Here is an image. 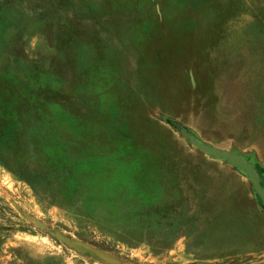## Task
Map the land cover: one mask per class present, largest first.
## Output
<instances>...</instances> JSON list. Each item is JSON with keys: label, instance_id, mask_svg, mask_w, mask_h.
Segmentation results:
<instances>
[{"label": "rangeland", "instance_id": "1", "mask_svg": "<svg viewBox=\"0 0 264 264\" xmlns=\"http://www.w3.org/2000/svg\"><path fill=\"white\" fill-rule=\"evenodd\" d=\"M0 264H264V0H0Z\"/></svg>", "mask_w": 264, "mask_h": 264}, {"label": "water", "instance_id": "2", "mask_svg": "<svg viewBox=\"0 0 264 264\" xmlns=\"http://www.w3.org/2000/svg\"><path fill=\"white\" fill-rule=\"evenodd\" d=\"M188 138H189L190 142L195 147H197L199 150H201V151H203V152H205L207 154H210V155L219 157L221 159H227L230 162L236 164L241 170H243L248 175V177L254 183V185L256 186V188L259 191H262V189L259 187V184H258L256 175H255L253 169L245 161V159L243 157H241L240 155L234 154V153H230V152H227V151L220 150V149L215 148V147L208 146V145L200 142L199 140H197L196 138H194L192 136H188ZM27 218L33 220L29 216H27ZM36 223H37L38 226H43V224L40 223V222H36Z\"/></svg>", "mask_w": 264, "mask_h": 264}, {"label": "trees", "instance_id": "3", "mask_svg": "<svg viewBox=\"0 0 264 264\" xmlns=\"http://www.w3.org/2000/svg\"><path fill=\"white\" fill-rule=\"evenodd\" d=\"M90 244H93L94 246H96V247H98L99 249H101V250H108V248H106V247H103V246H101L100 244H97V243H94V242H91Z\"/></svg>", "mask_w": 264, "mask_h": 264}]
</instances>
